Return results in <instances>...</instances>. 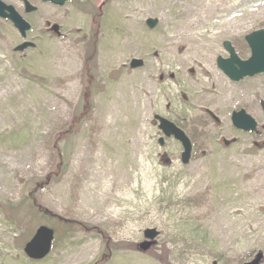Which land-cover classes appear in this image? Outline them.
Segmentation results:
<instances>
[{"label": "rangeland", "instance_id": "obj_1", "mask_svg": "<svg viewBox=\"0 0 264 264\" xmlns=\"http://www.w3.org/2000/svg\"><path fill=\"white\" fill-rule=\"evenodd\" d=\"M3 1L35 47L16 52L23 39L0 18V264H243L264 253V74L234 84L216 63L226 40L250 56L264 0H29L32 13ZM133 58L144 65L131 69ZM240 108L257 133L233 126ZM155 114L192 139L188 165L177 141L160 146ZM41 224L57 242L32 261L23 246ZM146 228L160 235L141 252Z\"/></svg>", "mask_w": 264, "mask_h": 264}, {"label": "water", "instance_id": "obj_2", "mask_svg": "<svg viewBox=\"0 0 264 264\" xmlns=\"http://www.w3.org/2000/svg\"><path fill=\"white\" fill-rule=\"evenodd\" d=\"M44 2L50 1L56 5L62 6L68 0H43ZM25 5V11L31 13L37 10V7L33 5L29 0H23ZM0 17L3 19H9L14 26L18 29L23 38L27 37V32L31 30V24L26 21L21 14L15 9L13 5H9L0 0ZM158 23L157 19L148 18L147 25L150 28H154ZM52 30L59 33V26L54 24ZM246 40L251 48V56L247 60H241L235 53L229 41L224 42V47L229 51L230 57L224 59L218 57L217 64L219 68L230 77L233 81H239L247 76H254L264 73V29H259L249 33L246 36ZM30 47H35V44L31 41H23L17 45L15 51H24ZM131 68H138L143 65V60L132 59ZM264 109V102H262ZM215 117V116H214ZM216 118V117H215ZM156 119L159 121V128L162 130L166 137L173 136L183 146V152L181 155V161L183 164H187L191 157L192 145L191 140L183 129L178 127L174 122L169 119L156 115ZM217 119V118H216ZM232 121L235 127L244 131L257 132V121L248 114L244 109L235 111L232 114ZM226 144H229V140H224ZM161 145L164 144V138L159 139ZM168 161V160H166ZM159 235V231L156 228H147L144 231V241L138 244V248L142 252H147L156 243V238ZM55 236V231L51 227L41 225L36 228L32 237L25 243L24 252L33 260H41L45 258L52 250V244ZM264 254L259 252L250 261L244 264H261ZM216 262H214L215 264Z\"/></svg>", "mask_w": 264, "mask_h": 264}, {"label": "trees", "instance_id": "obj_3", "mask_svg": "<svg viewBox=\"0 0 264 264\" xmlns=\"http://www.w3.org/2000/svg\"><path fill=\"white\" fill-rule=\"evenodd\" d=\"M100 1H102L103 2V0H100ZM102 2L101 3H99L100 5H98V6H94V9H93V11H92V16H93V20H97L98 18H100V16H101V6H102ZM97 34H98V31H97V28L95 27V31L92 33V36H93V38L91 37V41H92V43H94L95 42V39L94 38H96V36H97ZM92 55H93V51L92 52H90V57L88 58V60H87V62H86V65H89L90 66V60L93 58L92 57ZM90 59V60H89ZM83 95H84V97H86L87 98V100H89V98H91V96L88 94V92H84L83 93ZM87 103H88V106L89 107H91L92 106V104H91V101H86ZM87 111V110H86ZM86 112H81V114L80 115H78V116H76L75 117V119L77 120V122H79L80 121V119L82 118V117H85L86 116ZM62 167H60V169H61ZM55 177H59V176H55ZM12 213H13V210H12ZM14 214V213H13Z\"/></svg>", "mask_w": 264, "mask_h": 264}, {"label": "flooded vegetation", "instance_id": "obj_4", "mask_svg": "<svg viewBox=\"0 0 264 264\" xmlns=\"http://www.w3.org/2000/svg\"><path fill=\"white\" fill-rule=\"evenodd\" d=\"M227 57V56H226ZM161 79H164V77H163V75L161 76ZM242 80H244V79H242ZM241 80V81H242ZM240 81V82H241ZM234 83V82H233ZM234 84H238V83H234ZM208 113H209V115H210V117L216 122V123H219L220 121L219 120H217L216 118H214V115L215 114H213L212 112H210V111H207ZM156 115H160V114H155L154 115V120L157 122V125H158V128H159V123H158V121L156 120ZM161 116H163V117H165V118H167V119H169V120H171V121H173L172 119H170L168 116H164V115H161ZM174 123H176L175 121H173ZM177 124V123H176ZM178 126H179V124H177ZM186 132V131H185ZM187 133V132H186ZM190 137V136H189ZM191 139V138H190ZM191 142H192V139H191ZM222 142H223V144L225 145V146H229L230 144H231V142L229 143V144H226L225 142H224V140H222ZM164 143H165V141H164ZM193 142H192V153H193ZM165 145V144H164ZM162 156H163V158H162V161H165L166 160V158H168V157H166V155H163L162 154ZM164 157H166V158H164ZM169 163H171V160L169 161Z\"/></svg>", "mask_w": 264, "mask_h": 264}, {"label": "bare ground", "instance_id": "obj_5", "mask_svg": "<svg viewBox=\"0 0 264 264\" xmlns=\"http://www.w3.org/2000/svg\"><path fill=\"white\" fill-rule=\"evenodd\" d=\"M120 176V175H119Z\"/></svg>", "mask_w": 264, "mask_h": 264}]
</instances>
